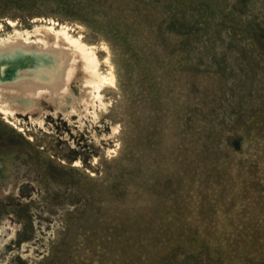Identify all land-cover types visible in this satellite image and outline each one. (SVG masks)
<instances>
[{
    "label": "rangeland",
    "instance_id": "obj_1",
    "mask_svg": "<svg viewBox=\"0 0 264 264\" xmlns=\"http://www.w3.org/2000/svg\"><path fill=\"white\" fill-rule=\"evenodd\" d=\"M48 26L90 101L0 107V264H264V0H0Z\"/></svg>",
    "mask_w": 264,
    "mask_h": 264
},
{
    "label": "bare ground",
    "instance_id": "obj_2",
    "mask_svg": "<svg viewBox=\"0 0 264 264\" xmlns=\"http://www.w3.org/2000/svg\"><path fill=\"white\" fill-rule=\"evenodd\" d=\"M55 29L46 27L47 33L39 40L31 34L40 31L37 27L31 33L15 31L12 36L0 38V107L25 110L30 96L39 91L59 108L68 99L72 106L83 99L85 103L90 101L86 49L66 31ZM75 63L83 66L80 93L65 99L67 72Z\"/></svg>",
    "mask_w": 264,
    "mask_h": 264
}]
</instances>
